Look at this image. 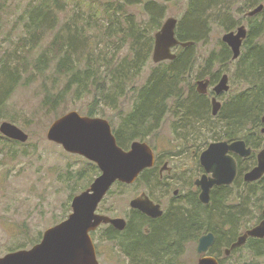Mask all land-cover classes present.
I'll return each instance as SVG.
<instances>
[{"label": "rangeland", "instance_id": "1", "mask_svg": "<svg viewBox=\"0 0 264 264\" xmlns=\"http://www.w3.org/2000/svg\"><path fill=\"white\" fill-rule=\"evenodd\" d=\"M41 1L43 0H0V95L8 81L10 82L8 77L10 72L5 70L6 63H9L11 68H16L14 66L18 64L17 67L24 71L25 77L23 82L16 86L15 91L0 110V125L4 121H10L30 135L27 142L18 141L20 143L14 142L1 147L3 153L0 154V256L18 249H29L40 242L46 229L63 221L72 212L71 204L74 196L89 188L95 177L99 175L97 173L93 177L94 179L92 178L93 180L81 177L80 173L94 162L83 156L65 151L60 144L47 138V131L55 119L72 110H76L82 115L85 114L93 100V94L91 96L85 95L82 99H77L75 95L71 94L55 111L47 109L44 105L47 89L57 91L63 88L66 78L60 76L55 79L53 77L52 71L56 67L54 62L53 67H50L45 73L39 74L33 80L31 78L34 76H29L33 68L32 66L31 69L23 67L22 56L28 55L33 61L49 46L55 34L61 33L67 41L71 39V41L76 42V54L82 59L81 67L85 68L89 64L88 56L90 54L92 57L96 56L92 54L89 42L84 39L83 35H79V25H87L86 20L92 22L97 20L102 28L112 23L118 29L121 28L120 34H116V32L113 34V43L107 42V38L97 29L91 31L89 36L95 33L96 41L99 42L95 47L97 53L103 49V56L107 54L109 57L115 56L119 60L121 57H131L133 38L129 37L127 33L132 28L139 29L149 26L148 2H155L163 7L162 23L167 18L174 17L178 19L179 23L184 20L185 24L191 4V0H141V3L138 4L126 3L124 0H58L60 9L53 6L49 11H43L48 12L47 14L42 12L40 15L42 28L39 32L44 30L43 34L30 33L28 27L33 23L31 22L32 10ZM228 1L226 4L231 7L232 22L234 24L238 22L232 25L235 26L234 30L242 24H245L249 30L250 21L247 12L242 11V8H246V0ZM120 4L123 5V9H119ZM107 9L109 10L108 13H106ZM210 21H212L211 32H209L208 38L199 42L195 47L196 65L194 70L190 76L187 75L184 79L183 100L187 102L191 96L193 97L190 88L194 86L197 89L196 82L199 79L210 78L212 75H219L220 79L224 73H227L230 77V89L223 92L222 95L220 94L221 96L218 98L223 107L226 108L235 101L239 94L248 89V85L239 80L241 72L238 58L231 60L226 65L216 62L212 68L208 67V59L213 51L219 53L222 48L221 42H224L223 35L228 32L222 26V19L211 17ZM148 33V38L152 37L148 40L152 46L150 59L132 81L139 87L147 81L152 70L157 67L152 58L156 30L152 32L149 29ZM34 35L39 38L40 45L30 54L31 48H28V44ZM73 35L77 36V39H74ZM123 36L127 40H122ZM262 40L263 38L259 39L258 42ZM184 49V46H178L174 48V52L180 53ZM244 50L243 47L242 54L245 53ZM103 56H97L102 64L104 63ZM133 94L135 93L133 92ZM133 94L131 93L127 98L122 96L116 104L109 101L107 103L99 101L98 104L104 108L102 111L104 116L101 117L110 121L114 132L120 127L123 122L122 119L131 113L136 99V94ZM211 95L212 87L204 99L211 110V118L210 120L207 119L206 122L202 120L204 123L197 125L196 129L185 127V124L181 123L185 119L179 118L184 112L180 111L175 116L172 103L168 104V113L159 128L144 138L135 139L147 142L160 156L158 159L160 165H158L157 171H154L156 179L150 178L148 172L146 181L137 179L138 181L136 180L135 183L129 185L117 182L99 205V212L114 217L121 216L129 220L132 218L130 202L141 192H146L150 197L160 201L166 212L175 207L176 204L183 202L184 197L188 195L187 192L194 189L191 182L193 183L195 178L200 177L203 172V166L200 162L201 153L211 143L222 141L226 134L220 130L221 121L217 120L219 119L218 114L213 115ZM118 113L121 116H118ZM261 117L262 114L260 119ZM146 130L147 127L145 132ZM248 130L250 131V125ZM244 134L247 135L246 132ZM0 136L5 137L1 132ZM261 136L263 137L260 138L262 141L260 149L264 147V134ZM3 138H0V141ZM164 163L169 168L164 171L163 183L157 178L160 177L159 171ZM254 164H256V157L248 159L243 165L252 167ZM169 169H171L170 173L167 172ZM182 185L188 186L185 191L186 194L184 196L178 195L171 202L170 197L173 195L174 189ZM171 186L174 187L169 191ZM253 187L247 186L243 177H240L238 183L228 192L224 203L226 206L240 207L239 209L242 206L247 207L242 211H247L248 214L236 218L240 226L237 230L239 235L260 221L264 208V185L262 191L257 190L256 195H251L249 192ZM255 188H260L259 184ZM105 231L106 226L101 227L93 235L100 264H131L132 258L125 255L116 242H107L103 239ZM206 231L203 229L200 235ZM198 240L199 237L183 245L181 254L176 256L177 264H196L198 262L200 257L197 252ZM256 245L264 246V242L249 244L250 247L246 244L224 259V263L264 264V256L256 255L250 250Z\"/></svg>", "mask_w": 264, "mask_h": 264}, {"label": "trees", "instance_id": "2", "mask_svg": "<svg viewBox=\"0 0 264 264\" xmlns=\"http://www.w3.org/2000/svg\"><path fill=\"white\" fill-rule=\"evenodd\" d=\"M124 1L133 4L141 3V0ZM227 1L191 0L189 11L186 15L188 19L185 24L184 20L180 21V23L178 22L176 29L177 38L181 42H189L188 45L184 46L185 49L182 52H174L176 54L175 59L156 63L157 67L152 70L147 81L140 87L136 83H132V81L150 59L152 46L148 43V40L152 37L148 38L149 29L152 32L155 30L157 32L163 25L161 19L164 17L162 14L164 9L155 2L147 3V12L150 14L149 26L139 29L132 28L127 33L129 37L133 38L131 57H121V60H119L115 56L109 57L107 54L103 56V49H100V53H97L95 47H97L99 42L96 41L95 33L89 36L91 31L97 29L107 38V42L113 43V34L115 32L120 34L121 28L118 29L112 25L113 23L107 24L102 28L97 20L94 22L86 20L87 25H79V35H83L84 39L89 42L92 54L96 57H92L90 54L88 56L89 64L85 68L81 67L82 59L76 54V42L71 41V39L67 41L61 33L55 34L49 46L33 61L28 55H23V67L31 69L32 66L33 71L29 76L33 75L34 77L31 79L35 80L39 74L45 73L50 67H53L54 62L56 63V67L52 71L53 77L57 79L63 76L66 79L65 83H63V88L57 91L47 89L44 105L47 109L53 111L71 94L75 95L77 99L93 94V100L90 102L85 114L89 116H104L102 112L104 108L98 104L100 100L105 103L109 101L116 104L122 96L127 98L134 92L136 99L132 106V111L122 119L123 122L120 127L115 129L114 132L118 144L125 149H128L130 143L135 139L144 138L159 128L168 113L169 103L173 105V114L175 116L180 111L184 112L179 118L185 119L181 121V123L185 124V127L196 129L197 125L211 118V110L204 101L207 94H200L192 86L190 91L193 97L191 96L186 102L183 100V82L187 75L190 76L196 65V45L206 40L209 32H211V17L222 19V26L225 31L235 29V26H232L234 22H232L231 7L226 4ZM262 3L264 4V0H246V8H242L243 12H247L250 29L243 46L245 53L241 54L237 60L240 62L239 70L241 73L239 74V80L241 83H246L248 89L244 93L239 94L235 101L229 104V107L225 108L222 104L218 113L219 119H217L221 121L220 130L226 133L223 140L233 141L243 138L247 145L252 146L254 149H260L262 143L260 138L263 137L261 134H264V122L262 117L260 119L261 114L262 116L264 114V8L253 16H248V12ZM53 6H56L57 9L61 8L58 0H43L37 4L31 13V22L33 23L28 27L30 33H40L39 30L42 28L40 15L43 11L52 9ZM119 9H123L122 4L119 5ZM37 12L38 14H36ZM108 12L109 10L107 9L106 13ZM43 31L40 34H43ZM36 35L32 37L30 44H28V48H31L29 50L30 54L40 45L39 38ZM73 37L77 39V36L73 35ZM261 38L263 40L258 42ZM122 40H127V38L123 36ZM221 44L222 48L219 53L213 51L208 59L209 68H212L216 62L226 65L233 60L231 48L225 42H221ZM147 45L149 46L147 47ZM98 55L103 56V64L99 62ZM163 63L165 65L161 66ZM17 65L14 66L16 68L9 67V63L5 65V70L10 72L8 75L10 82L8 81L0 95V110L5 106L16 86L21 84L25 78L24 71L20 70ZM209 79L211 88L218 81L219 75H212ZM114 106L117 107V105ZM118 116H121V114L118 113ZM202 120L204 121L202 122ZM249 125L250 131L248 130ZM146 127L147 130L145 132ZM180 127L182 128V125ZM0 138H3V136H0ZM4 138V140L0 141L2 142L0 154L3 153L1 147L5 144L20 143L6 137ZM240 166L243 172L242 165L240 164ZM156 169L157 167L146 169L140 174L138 180L146 181L148 172L150 178L156 179L154 177ZM99 172L98 166L91 163L90 167H86L80 173V176L91 180ZM157 180L160 181L159 178ZM261 183H264V178L257 183L248 184L254 186L249 191L251 195H256L257 190L262 191L264 184ZM258 184L260 188L257 189L255 186ZM230 190L219 192L220 196L219 198L216 197L217 200L212 206H203L196 196H185L181 204H176L175 207H172L161 219L153 224L147 223L146 225V222L141 219L134 223V219L133 221L129 219L130 224L123 231L117 230L113 226H106L103 239L107 242H116L125 255L132 258L133 262L131 264H177L176 256L181 254L183 245L200 237V232L203 229L212 230L218 235L220 249L230 246L239 236L237 230H239L240 226L236 218L240 215L245 216L248 214L247 211H242L247 209L246 206H242L239 209L240 207L226 206L224 204ZM142 224H144V228L149 226L152 228L150 234L144 231ZM249 244H252V242L247 245L249 246ZM252 251L256 255L264 256V251Z\"/></svg>", "mask_w": 264, "mask_h": 264}, {"label": "water", "instance_id": "3", "mask_svg": "<svg viewBox=\"0 0 264 264\" xmlns=\"http://www.w3.org/2000/svg\"><path fill=\"white\" fill-rule=\"evenodd\" d=\"M263 8L264 4L259 5L250 10L248 16L259 13ZM177 25L178 19L169 17L155 33L152 53L154 62L173 60L176 58L173 48L188 45L189 42H181L177 38ZM247 34V26L242 24L236 30L223 35V41L231 48L235 59L241 54ZM209 86V79L199 80L197 91L205 94L209 91ZM229 89V75L226 73L213 87L216 93L212 98L213 115H217L222 106L217 96ZM0 132L7 138L23 143L30 138L29 133L10 121L1 123ZM47 138L62 145L67 152L95 162L101 174L94 179L89 188L74 196L72 212L66 219L46 229L41 241L31 248L18 249L0 256V264H100L91 232L102 224H112L115 228L123 230L127 222L122 217L98 213V206L114 183L120 181L132 184L144 169L154 166V151L147 142L139 140L133 141L131 148L125 150L118 144L107 119L82 115L76 110L55 119L47 131ZM252 151L243 139H237L213 142L201 153L200 162L206 172L195 182L202 189L200 199L203 203L209 202L210 189L213 186L232 184L235 181L238 167L230 153L235 152L248 157ZM257 159V165L245 174L244 179L247 182L257 181L264 175V149L257 154ZM130 205L154 218L164 215L161 205L154 203L146 193L132 199ZM248 237H264V218L241 234L232 247L245 244ZM214 241L212 233L202 236L199 239L198 252L206 253ZM199 264L219 263L212 257H205Z\"/></svg>", "mask_w": 264, "mask_h": 264}, {"label": "flooded vegetation", "instance_id": "4", "mask_svg": "<svg viewBox=\"0 0 264 264\" xmlns=\"http://www.w3.org/2000/svg\"><path fill=\"white\" fill-rule=\"evenodd\" d=\"M204 79H209V78H204ZM210 80V79H209ZM219 80L220 79H218V81L213 85V87L219 82ZM229 81H230V79H229ZM212 87V88H213ZM209 92H207L206 94H208ZM222 95V94H221ZM221 95H218L217 96V98H219ZM212 96V98L214 97V96H216V93L215 92H213V94L211 95ZM211 103H212V99H211ZM263 118H264V114H263V116H262V120H263ZM235 140H237V139H235ZM248 146V145H247ZM248 147H251L252 149H253V151H252V155H250V156H248V157H243V156H241V155H239V154H237V153H235V152H231L230 154L231 155H233L234 156V158H235V160H236V162H237V167H238V171H237V177H236V181H237V179L239 178L240 179V177H243V180H244V182H245V184H247V186H250V185H248V184H254V183H257V182H259V181H261L263 178H264V175H263V177L260 179V180H258V181H256V182H247L245 179H244V177H245V174L248 172V171H250L252 168H254L256 165H257V163H258V159H257V154L262 150V149H264V147H262V149H260L259 151H258V149H254L252 146H248ZM261 148V147H260ZM154 153H155V164H154V166L153 167H157L158 168V165H160L159 164V162H158V159H159V155L157 154V152L156 151H154ZM254 157H256V164H254L252 167H247V166H245V165H243L244 163H245V161H247L249 158H254ZM166 163V162H165ZM165 163H164V165L160 168V171H159V179L163 182V178H164V171H165V169L166 168H169L168 166H166L165 165ZM240 164L242 165V168H243V172L241 171V166H240ZM149 168H151V167H149ZM146 169H148V168H146ZM145 169V170H146ZM144 170V171H145ZM170 170L171 169H169L167 172L168 173H170ZM202 173H201V175H200V177H202L204 174H205V169H204V167L202 168ZM208 176H211V174H208ZM200 177H198V178H200ZM197 178V179H198ZM196 178H195V181L197 180ZM195 181H193V183L191 182V184H192V187L194 188V189H191V191H188L187 193H188V195H186V196H189V195H191L192 193H194L193 194V196H196V198H198V200H199V202H200V204H202L203 206H212L213 205V203L217 200V198L216 197H218L219 198V196H220V193L219 192H221V191H228V190H230V188H233L234 186H235V183H237L236 181L234 182V183H232V184H223V185H215V186H213L211 189H210V200H209V202L208 203H203L202 201H201V199H200V194H201V192H202V189H201V187L199 186V185H197L196 184V182ZM164 183V182H163ZM168 186V185H167ZM175 186V185H174ZM173 186V187H174ZM172 186L169 188V191L173 188ZM186 188H188V186H184V185H182L181 187H177L176 189H174V191H173V195L170 197V201L171 202H173L174 201V199H176L177 198V196L178 195H181V196H184L186 193H185V191H186ZM167 190H168V188H167ZM182 190V192H180ZM177 192V193H176ZM184 192V193H183ZM143 193H146V192H141V193H139L140 195H142ZM147 194V193H146ZM139 195V196H140ZM148 195V194H147ZM218 195V196H217ZM149 196V195H148ZM138 197V196H137ZM150 197V196H149ZM136 198V197H135ZM167 198H168V193H167ZM134 199V198H133ZM150 199L152 200V201H154V203H156V204H160L161 205V208L164 210V214H166L167 212L165 211V209L162 207V203L160 202V201H158V200H156V199H154V198H152V197H150ZM101 204V203H100ZM99 204V205H100ZM131 207V206H130ZM98 209H99V206H98ZM98 209H97V212L98 213H102V214H104L103 212H99L98 211ZM264 209V208H263ZM131 212H132V218H131V221H133V219H134V223L135 222H138V221H140V219L142 220V221H144V222H146V225H147V223L148 224H153V223H156L157 222V220H159V219H161V217H158V218H154V217H151V216H149V215H147L146 213H144V212H142L140 209H137V208H133V207H131ZM139 212V213H138ZM110 216V215H109ZM262 216H263V210H262ZM112 217H114V216H112ZM118 217H121V216H118ZM122 218H124V217H122ZM264 218V216L261 218V220ZM126 219V218H125ZM130 219V218H129ZM260 220V221H261ZM126 222H127V225H126V227L128 226V224H130V220H126ZM103 226H113L112 224H102V225H100L96 230H94V231H92L91 232V234H92V236L94 235V233H96L101 227H103ZM142 226H143V229H144V231L147 233V234H150L151 233V231H152V228L149 226L148 228L147 227H145L144 228V224H142ZM114 227V226H113ZM125 227V228H126ZM115 228V227H114ZM117 229V228H116ZM117 230H119V229H117ZM124 230V229H123ZM123 230H121V231H123ZM245 232H246V230H245ZM209 233H212L213 235H214V237H215V241H214V243H213V245L212 246H210L209 247V249H208V251L206 252V253H203V254H200L199 252H198V250H197V252H198V254L200 255V257H199V259H198V262L196 263V264H199V262H200V260L202 259V258H205V257H212V258H214V259H216L217 261H218V263L219 264H225L224 263V259H226V258H228L232 253H235L236 251H238L239 250V248L240 247H244L246 244H248V243H250V242H252V244L253 243H256V244H261V243H263L264 242V237L263 238H259V237H248V239H247V241H246V243L245 244H243V245H241V246H237V247H232V244L237 240H235L230 246H227L226 248H222V249H220V246L218 245V242H219V240H218V235L214 232V231H212V230H208V231H206V232H203L202 234H201V236L199 237V239L202 237V236H204V235H207V234H209ZM244 233V232H243ZM242 233V234H243ZM241 235V234H240ZM239 235V236H240ZM238 236V237H239ZM237 237V238H238ZM94 238V237H93ZM252 240V241H251ZM198 243H199V240H198ZM97 246V245H96ZM197 247H198V245H197ZM96 249H97V247H96ZM252 250H256V251H264V247H262V246H259V245H256V248H253V249H251V251ZM253 253H255L254 251H252ZM97 254H98V250H97ZM261 254V253H260ZM262 256V255H261ZM256 264H259V263H256Z\"/></svg>", "mask_w": 264, "mask_h": 264}, {"label": "bare ground", "instance_id": "5", "mask_svg": "<svg viewBox=\"0 0 264 264\" xmlns=\"http://www.w3.org/2000/svg\"><path fill=\"white\" fill-rule=\"evenodd\" d=\"M177 29V28H176ZM154 43H155V34H154ZM154 48V47H153ZM232 58H233V60L235 59L233 56H232ZM224 74H226V73H224ZM204 78H201V79H199V80H203ZM198 80V81H199ZM197 81V82H198ZM197 82H196V86H197ZM201 94V93H200ZM238 139H243V138H238ZM244 140V139H243ZM245 141V140H244Z\"/></svg>", "mask_w": 264, "mask_h": 264}]
</instances>
